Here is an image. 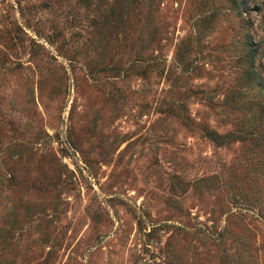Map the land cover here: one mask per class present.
Here are the masks:
<instances>
[{
	"label": "rangeland",
	"instance_id": "obj_1",
	"mask_svg": "<svg viewBox=\"0 0 264 264\" xmlns=\"http://www.w3.org/2000/svg\"><path fill=\"white\" fill-rule=\"evenodd\" d=\"M237 3L1 0L0 264H264V0Z\"/></svg>",
	"mask_w": 264,
	"mask_h": 264
},
{
	"label": "trees",
	"instance_id": "obj_2",
	"mask_svg": "<svg viewBox=\"0 0 264 264\" xmlns=\"http://www.w3.org/2000/svg\"><path fill=\"white\" fill-rule=\"evenodd\" d=\"M231 1H232V3L235 4V5L238 4V3H237V0H231ZM251 55H253V53H252ZM250 57H252V56H250ZM251 59H253V57H252Z\"/></svg>",
	"mask_w": 264,
	"mask_h": 264
},
{
	"label": "built area",
	"instance_id": "obj_3",
	"mask_svg": "<svg viewBox=\"0 0 264 264\" xmlns=\"http://www.w3.org/2000/svg\"><path fill=\"white\" fill-rule=\"evenodd\" d=\"M0 2H1V0H0Z\"/></svg>",
	"mask_w": 264,
	"mask_h": 264
}]
</instances>
